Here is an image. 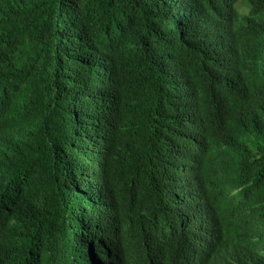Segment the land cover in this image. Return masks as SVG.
Wrapping results in <instances>:
<instances>
[{"label":"trees","instance_id":"16d2710c","mask_svg":"<svg viewBox=\"0 0 264 264\" xmlns=\"http://www.w3.org/2000/svg\"><path fill=\"white\" fill-rule=\"evenodd\" d=\"M237 1L0 0V264H264V0Z\"/></svg>","mask_w":264,"mask_h":264},{"label":"rangeland","instance_id":"374dc122","mask_svg":"<svg viewBox=\"0 0 264 264\" xmlns=\"http://www.w3.org/2000/svg\"><path fill=\"white\" fill-rule=\"evenodd\" d=\"M240 2V3H239ZM248 3V0H238L237 3H236V7L237 9L239 10V12L241 13V15L244 14V12H246L248 10V6L250 7L249 3H248V6H247V3ZM241 4V9L239 8V5ZM244 11V12H243ZM224 252H221L219 254L216 255L214 261H213V264H220V256L223 255Z\"/></svg>","mask_w":264,"mask_h":264}]
</instances>
